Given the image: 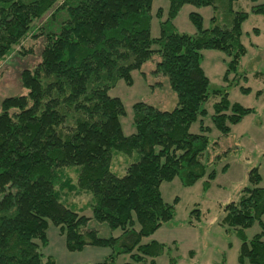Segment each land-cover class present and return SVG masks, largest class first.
Masks as SVG:
<instances>
[{
    "label": "trees",
    "instance_id": "16d2710c",
    "mask_svg": "<svg viewBox=\"0 0 264 264\" xmlns=\"http://www.w3.org/2000/svg\"><path fill=\"white\" fill-rule=\"evenodd\" d=\"M153 1L0 0V64L13 54L30 57L32 47L17 50L30 35L42 42L39 59L20 73L27 93L1 101L0 264H55L42 250L49 242V221L71 251L108 247L110 253L96 264H117L123 254L129 255L124 264H157L170 245L142 240L176 214L175 203L163 199L162 182L179 177L192 186L207 177V188L217 175L209 170L215 157L203 160L211 145L210 127L201 120L200 132L190 130L207 114L205 102L211 95L220 97L212 120L223 134L255 111L232 103L227 87L212 89L201 62L203 49L225 52L230 59L224 80L227 86L238 84L247 53L242 25L249 13L233 9L236 0H168L166 16L162 8L156 12L160 33L154 37ZM251 1L252 12L264 15V1ZM186 4L221 7L226 23L214 15L204 28L202 16L191 12L196 33L180 32L174 20ZM156 54L161 59L154 72L168 77L176 106L162 110L135 102V132L126 135L124 102L110 90L120 80L132 85L133 71ZM116 152L138 153L123 175L112 170ZM67 169L75 171L74 179ZM249 181L239 200L224 206L223 223L241 240L238 262L264 264V188L258 168L250 171ZM64 191L91 194L92 216L71 208L62 199ZM200 214L199 209L191 212L198 219ZM91 220L120 228L121 234L101 236L89 228ZM256 220L261 231L248 240L246 229Z\"/></svg>",
    "mask_w": 264,
    "mask_h": 264
},
{
    "label": "rangeland",
    "instance_id": "374dc122",
    "mask_svg": "<svg viewBox=\"0 0 264 264\" xmlns=\"http://www.w3.org/2000/svg\"><path fill=\"white\" fill-rule=\"evenodd\" d=\"M253 4L251 0H236L233 4V9L249 13L248 19L242 25V42L247 48V53L242 57L239 67L240 74L246 78H238V84L227 86L224 75L230 57L223 51L203 49L201 62L212 89L227 87L228 97L232 103L237 102L244 107L254 108L255 111L233 125L229 134H223L214 126L212 120L214 103L220 97L211 95L205 102L207 114L199 117L191 125L190 130L193 133L200 132L201 120L204 126L210 127L208 136L211 145L203 160L207 162L208 159L215 157L216 162L210 165L209 170L216 169L217 175L207 188L205 186L207 177L199 179L192 186L183 185L179 177L162 182L160 189L163 199L167 203H175L176 214L173 219L163 223L152 236L144 237L142 240L143 243L157 240L170 245V249L156 259L157 264H173L171 257L176 258L175 264H240L238 255L241 240L233 227L223 223L224 206L232 201H238L242 189L251 186L249 173L253 168H258L261 176L259 186L264 188V15L253 13ZM168 6V0L153 1L154 37L160 33V19L156 12L162 8L166 16ZM191 12H197L202 16L204 28L211 26V18L214 15L218 16L219 23H226L225 13L221 7L215 11L212 6L196 7L186 4L174 20L180 32L196 33V27L190 19ZM41 43L30 35L17 47V50L22 46L32 47L34 52L30 57L21 58L13 54L1 62L0 109L1 101L6 96L27 93V89L22 86L20 73L24 67L32 65L39 59L36 55L42 47ZM160 59L161 56L156 54L142 69L133 71L132 85L120 80L110 90L112 96H118L124 102L126 114L121 117V121L126 135L135 132L133 121L135 102L143 101L162 110H171L176 106L177 97L169 85L168 77L154 72ZM241 86L250 88V91L243 92ZM137 157V152L132 155L116 152L112 170L118 175L125 174L127 165ZM225 165L228 167L223 170ZM66 172L74 179V170L67 169ZM61 194L62 199L69 202L67 204L71 208L86 216H92L91 194L70 191ZM194 209L200 210V219L191 215ZM262 221L264 222V215ZM89 228L99 230V234L104 237L118 236L122 231L120 228L111 229L107 224L95 220L90 221ZM260 231V222L256 220L246 229L248 240ZM47 235L49 242L42 250L45 256L54 259L55 264H96L102 262L110 253L108 247L98 246H86L81 251L69 250L66 247L65 235L51 221ZM128 260L129 255H120L117 264H124Z\"/></svg>",
    "mask_w": 264,
    "mask_h": 264
}]
</instances>
